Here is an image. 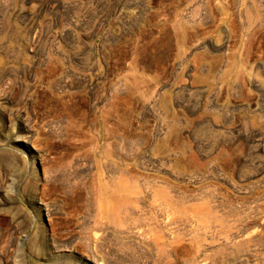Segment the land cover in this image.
Here are the masks:
<instances>
[{"label": "rangeland", "instance_id": "374dc122", "mask_svg": "<svg viewBox=\"0 0 264 264\" xmlns=\"http://www.w3.org/2000/svg\"><path fill=\"white\" fill-rule=\"evenodd\" d=\"M264 264V0H0V264Z\"/></svg>", "mask_w": 264, "mask_h": 264}, {"label": "bare ground", "instance_id": "6f19581e", "mask_svg": "<svg viewBox=\"0 0 264 264\" xmlns=\"http://www.w3.org/2000/svg\"><path fill=\"white\" fill-rule=\"evenodd\" d=\"M98 264H102V263L100 262V263H98Z\"/></svg>", "mask_w": 264, "mask_h": 264}]
</instances>
